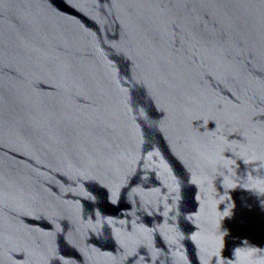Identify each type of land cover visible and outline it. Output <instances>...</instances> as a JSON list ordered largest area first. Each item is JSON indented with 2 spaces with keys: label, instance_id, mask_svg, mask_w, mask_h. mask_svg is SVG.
<instances>
[{
  "label": "water",
  "instance_id": "water-1",
  "mask_svg": "<svg viewBox=\"0 0 264 264\" xmlns=\"http://www.w3.org/2000/svg\"><path fill=\"white\" fill-rule=\"evenodd\" d=\"M0 264H264V0H0Z\"/></svg>",
  "mask_w": 264,
  "mask_h": 264
}]
</instances>
